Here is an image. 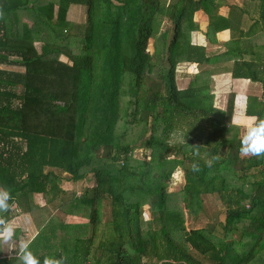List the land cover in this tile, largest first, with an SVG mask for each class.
<instances>
[{
  "label": "trees",
  "instance_id": "1",
  "mask_svg": "<svg viewBox=\"0 0 264 264\" xmlns=\"http://www.w3.org/2000/svg\"><path fill=\"white\" fill-rule=\"evenodd\" d=\"M248 1L258 15L245 31L244 6L222 16L219 0H34L54 38L80 37L81 51L56 42L39 51L41 35L0 22V63L23 67L0 70V188L46 220L31 245L38 256L67 257V264H264V157H240L242 133L229 127L233 95L221 110L207 84L228 73L264 89V43L263 51L244 48L264 26V0ZM26 5L0 0V13ZM72 5L84 6L80 24L66 20ZM199 10L208 16L202 34L209 43L229 30L223 52L209 54L193 41ZM184 64L195 65L194 79L205 83L179 88ZM245 114L264 119V101L249 95ZM121 121L141 125L136 140L125 141L126 128L117 132ZM136 148L149 159L134 161ZM215 155L209 168L205 159ZM170 157L184 167L174 192L167 188ZM88 175L92 187L61 195L59 179ZM34 194L88 221L66 223L36 205ZM208 196L223 205L224 219L188 227L185 215L196 220ZM15 261L0 253V264Z\"/></svg>",
  "mask_w": 264,
  "mask_h": 264
},
{
  "label": "crops",
  "instance_id": "2",
  "mask_svg": "<svg viewBox=\"0 0 264 264\" xmlns=\"http://www.w3.org/2000/svg\"><path fill=\"white\" fill-rule=\"evenodd\" d=\"M47 2V0H41ZM49 1H55V0H49ZM221 5L218 9V14L222 16H227L229 13V6L236 4L238 6H244V9L248 12L245 13L242 16V23H241V29L247 30L251 24L250 17L256 19L258 15L256 6L254 8L252 2L248 0H219ZM22 5L25 4V0H21ZM34 0H27V5L24 7H21L17 11L13 12L12 14H3L0 15V22L4 20L6 22L5 24L9 28H14L15 30H24V26L26 28H29L31 32L39 34L42 36V42L36 43V48L40 51L42 46H47L49 43H53V41H56L57 44H61L66 46V43H72L75 39H82L77 36H70L66 37L64 39H55L54 35L51 33V31L44 25L38 18L37 14V7L34 6ZM79 6L82 5H72L67 13H66V20L69 23L74 24H80L82 23V16L78 15L82 13V9H78ZM57 9V4L54 5V11ZM81 12V13H80ZM208 16L206 13H204L202 10L196 11L194 14V22H196L199 26V29L197 31L192 32V39L194 42H201L205 43L207 46V50L209 51V54H218L223 52L226 49V42L230 38V32L228 29L219 31L216 33V42L209 43L205 36L202 34L204 32V28L207 24ZM14 23V24H13ZM1 27V24H0ZM260 29L256 31V34L253 36H247L248 38L244 39V48L246 51L249 50H262L260 48L264 43V26L262 27L260 25ZM256 43V46L255 44ZM260 45V47H259ZM68 47V46H67ZM247 48V49H246ZM188 68L191 67L196 70V72H192L189 74V76L194 78V75L198 72V68L195 65H188L184 64L181 66ZM0 70H10V71H23V67H18L17 65H8V64H2L0 63ZM185 78V76L181 75V71H179V75L177 77V85L178 81L180 79ZM196 80V79H194ZM200 82V81H199ZM205 82H200V84H204ZM207 84L211 87L212 93L214 94V105L224 110L227 107L228 99L232 98L231 95H233V112H232V118H235L239 121H249L253 119L254 117L247 116L245 114V108H246V102L249 95L256 96L258 99L264 101V89L262 87V83L258 81H251L249 79H233L230 78L228 73H216L212 75L211 81L207 82ZM179 87V86H178ZM186 87V86H185ZM180 88V87H179ZM184 88V87H181ZM220 101H224L222 106H217ZM218 103V104H217ZM232 120V119H231ZM240 132L242 135L244 134V129L239 127ZM89 176V177H88ZM86 178L73 181L74 185H72V180L66 178H61L58 180V184L60 188L62 189L61 195H67L66 191H72V190H83V187L90 188L94 185L93 177L91 175H88ZM34 200L36 205L39 207L47 206V208L50 210V213L54 215L55 213H58L60 216L64 218V222L66 223H81V222H87L88 219L83 217L86 220L82 221H72V219H78V216L67 214L65 215L61 208H59L55 204H47L45 205V202L41 195L34 194ZM14 207L17 209L15 213H9V219L12 220L13 223L17 224L19 227L17 229L16 233V240L19 241L20 239H26L28 237H35L39 231V228L42 226V224L46 221H43L42 216H33L29 212L22 211L16 203H13ZM48 219V218H47ZM26 229V231H25ZM3 257L6 259L15 258V262L13 264H18V260L16 258V253L12 252L9 253L7 251H0Z\"/></svg>",
  "mask_w": 264,
  "mask_h": 264
},
{
  "label": "clouds",
  "instance_id": "3",
  "mask_svg": "<svg viewBox=\"0 0 264 264\" xmlns=\"http://www.w3.org/2000/svg\"><path fill=\"white\" fill-rule=\"evenodd\" d=\"M2 15V13H0ZM230 126L243 128L239 155L243 158L264 157V119H251L239 121L232 118ZM196 155H199L197 152ZM220 159L219 155L205 159V164L211 168L213 163ZM200 165L194 163L192 171H200ZM11 192L6 188H0V251L15 252L18 264H67V257L44 256L41 258L31 248L35 237H28L17 241L16 233L18 225L13 223L6 213H15L17 209L12 203ZM26 231V229H25Z\"/></svg>",
  "mask_w": 264,
  "mask_h": 264
},
{
  "label": "rangeland",
  "instance_id": "4",
  "mask_svg": "<svg viewBox=\"0 0 264 264\" xmlns=\"http://www.w3.org/2000/svg\"><path fill=\"white\" fill-rule=\"evenodd\" d=\"M78 9L83 10L82 13L80 12L81 14H78V15L82 16V21H83V18L85 16L84 15V6H79ZM169 25L170 24L166 23V21H165L163 27L169 26ZM55 42L56 41H53V43H55ZM151 44H152V41H150L149 48L151 47ZM66 46H68L70 49H72L74 51H81L83 48V42H82V39H80V40L75 39L74 42H72V43H66ZM179 71H181V75L185 76V78L180 79V81H178V86L180 88L185 87V86H189V85H194L195 83L200 84L199 81H196V80H194L193 77L189 76L190 73L196 72L195 69H193L191 67H188V68L182 67L179 69ZM125 90L126 89H124V91ZM128 97H129V95L128 94L125 95V93L121 96L124 109L127 108V101L129 99ZM223 102L220 101L219 104L217 103L218 104L217 106H219V105L222 106ZM119 125H121V126H119V130L117 132L123 131V129L126 128L125 133H124L125 141L133 142L134 140L137 139V135L141 131V125H134V126L128 128V127L123 126L124 125L123 121H121L119 123ZM143 151L144 150L141 148H136L132 152L131 155H132V158L135 159L134 161H137V163H138V162H143V160L149 159V155L145 156V153ZM184 166H187V164ZM170 167H174V168H173V171L170 175V179L167 182L168 183L167 188H168V191L174 192V190L176 191L183 184L184 167L179 165L177 163V160L173 157H170L167 159V169ZM72 185H74L73 181H72ZM146 207L147 206H144L143 209H146ZM70 215H73V214H70ZM54 216L57 218H62V220H64V218L62 216H60L58 213H55ZM75 216H78V215H75ZM107 216H108V214H107V209H106L105 212H103L102 217H103V219H105ZM143 216L146 219H149V218L152 219L151 213H149L147 211H144ZM185 216H186V224L188 227L204 226L206 223H209V222L215 223V222H218L219 220H223L224 219V207L222 204L219 203V201L216 199V197L208 196V197H205L203 212L200 213V215L197 217L196 220L194 218L187 216V215H185ZM83 217L84 216H78V219L77 218L72 219V221H82L85 218V217L84 218ZM84 220H86V219H84ZM81 223H83V222H81ZM217 230H218V232H220V229L217 228Z\"/></svg>",
  "mask_w": 264,
  "mask_h": 264
}]
</instances>
